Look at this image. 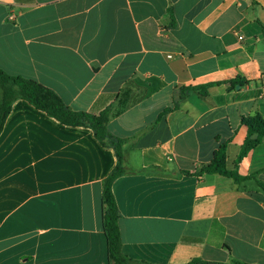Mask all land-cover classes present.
I'll return each mask as SVG.
<instances>
[{"label":"crops","instance_id":"1","mask_svg":"<svg viewBox=\"0 0 264 264\" xmlns=\"http://www.w3.org/2000/svg\"><path fill=\"white\" fill-rule=\"evenodd\" d=\"M0 69L72 111L109 108L134 170L111 187L131 264H264V135L238 161L257 137L242 118L264 122V0H0ZM190 87L206 90L180 96ZM223 144L245 180L181 173ZM116 162L90 128L15 101L0 264H108L101 193Z\"/></svg>","mask_w":264,"mask_h":264},{"label":"trees","instance_id":"2","mask_svg":"<svg viewBox=\"0 0 264 264\" xmlns=\"http://www.w3.org/2000/svg\"><path fill=\"white\" fill-rule=\"evenodd\" d=\"M206 87H190L180 90V96L186 92H205ZM181 98V97H180ZM17 100H23L38 110L45 112L49 117L56 119L59 123L70 127L90 128L95 138L104 146L111 147L116 155V165L102 182L101 193V218L102 229L106 238L107 260L108 264H131L130 260L121 251V239L118 226L119 212L112 193L113 181L125 174L134 172L128 162V151L125 140L112 136L106 125L109 120V108L104 109L98 114L86 112H76L69 109L64 102L51 90L41 84L23 78L21 76L9 75L0 69V132L5 120L10 113L12 104ZM169 110L163 111L166 113ZM249 131L253 129L257 137L252 139L248 137L240 150L238 161L244 157L248 151L256 147L260 137L264 135V122L259 118L243 119ZM225 144L221 145L212 156L210 163L201 167L197 172H181L182 174L201 175L218 174L231 178L235 182H240L246 178L241 177L236 171H227L225 167ZM264 190V186H262ZM201 261H195L191 264H202ZM232 264H241L233 262Z\"/></svg>","mask_w":264,"mask_h":264},{"label":"built area","instance_id":"3","mask_svg":"<svg viewBox=\"0 0 264 264\" xmlns=\"http://www.w3.org/2000/svg\"><path fill=\"white\" fill-rule=\"evenodd\" d=\"M238 39H239V40H241V39H242V37H239Z\"/></svg>","mask_w":264,"mask_h":264}]
</instances>
